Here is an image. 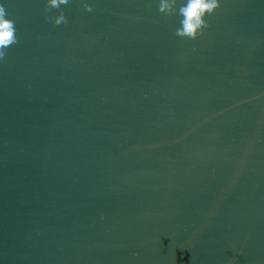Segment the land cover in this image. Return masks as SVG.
I'll return each instance as SVG.
<instances>
[{
    "label": "water",
    "instance_id": "95a60500",
    "mask_svg": "<svg viewBox=\"0 0 264 264\" xmlns=\"http://www.w3.org/2000/svg\"><path fill=\"white\" fill-rule=\"evenodd\" d=\"M0 264H264V0H0Z\"/></svg>",
    "mask_w": 264,
    "mask_h": 264
}]
</instances>
